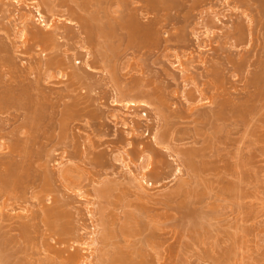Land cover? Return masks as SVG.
<instances>
[{
	"label": "rangeland",
	"instance_id": "rangeland-1",
	"mask_svg": "<svg viewBox=\"0 0 264 264\" xmlns=\"http://www.w3.org/2000/svg\"><path fill=\"white\" fill-rule=\"evenodd\" d=\"M9 1L0 45L52 98L36 121L51 140V185L38 194L26 164L23 199L1 204L0 217L59 216L53 227L32 220L28 236L0 229L1 249L20 248L24 264H61L55 250L79 264H121L118 251L144 264H264V0ZM33 26L56 40L21 53ZM14 113L1 111L0 125ZM127 215L132 235L103 244Z\"/></svg>",
	"mask_w": 264,
	"mask_h": 264
},
{
	"label": "bare ground",
	"instance_id": "bare-ground-1",
	"mask_svg": "<svg viewBox=\"0 0 264 264\" xmlns=\"http://www.w3.org/2000/svg\"><path fill=\"white\" fill-rule=\"evenodd\" d=\"M144 1H149V0H144ZM9 2H11V5L15 4V2L13 0H10ZM149 2H151V1H149ZM154 3H155V1L153 3H151L152 7H155ZM9 6L7 9H5L6 6L5 7L1 6L2 8L0 7V11L4 12L7 15H11L12 13H15L13 11V9L10 8ZM148 6H150V5L148 4ZM148 6L146 7L147 10L149 8ZM39 16H41V15H39ZM41 17L43 18V16H41ZM84 19L86 20L87 18L84 17ZM128 22H130L129 24H130V26H132L133 30H138V25L135 21L134 15L133 16L130 15ZM90 23H91V21H90ZM0 25L4 26V24H2L1 22H0ZM89 25L92 26L91 24H89ZM87 26H88V23H87V25L85 24L86 28H88ZM139 28H141V27L139 26ZM102 29H104V28H102ZM29 30H30V33L28 35L29 37H26L25 46H24V48H22V50H20L21 53H24V54L27 52L29 53V51H31L36 46H43V49H45V47L47 48V46H48V48H50L51 44L56 40L55 38L57 35L55 36L54 33H52V34L47 33L45 31L39 29V27L34 28V26H33V29H29ZM29 30H28V32H29ZM96 30H98V28ZM106 31L109 32V29ZM241 31H239L237 28H235L229 33V35H232L235 38L236 43L241 41V37L243 35V33ZM91 32H93V31H91ZM101 32H102V30H101ZM144 32L149 35L148 36L149 38L147 39V41L149 43H152V44H158L159 43L157 32L154 30V28L146 27V28H144ZM110 33H112V32L110 31ZM29 41H33V43L29 44L28 43ZM6 47H7V49H6ZM8 53H9L8 46L5 45V47H2L0 45V112L3 110H7L9 108H13L17 112V113L11 114V117L9 118V122H7L3 125H0V132L1 131L4 132L6 129L8 130L9 127L11 128V125H13V127H12L13 130H11V135H12L11 138L12 139H9V144L3 143L4 145H2V144L0 145V202H1L0 206H2L1 204H3V207L9 199H10V201H11V199H15L14 202H16V199L17 200L23 199L21 197V194L19 195L18 191H16V190L19 188L18 186H20V187L23 186V185L22 186L18 185V183L21 181L19 178L22 179V177L25 176L24 172H23V170H25V169H23V167H25L26 164H29V165L36 164L35 165V167H36L35 172H37V173L33 176L32 179L30 178V180L33 181V184L32 183H30V184L32 185L34 190L37 189L38 194H40L42 192H48L50 189V185H51V183H50V176L51 175L49 176V174L47 172L48 170L46 167L47 166L46 164H48L47 163L48 160L45 156V155H47V157L49 156L48 151H47L48 150L47 147H48V145H50L49 142L51 140H50L48 133L44 130H41L39 128V126H37L36 121L40 122V120L45 119L46 113L41 109L44 108L46 102L50 103L52 101L51 100L52 98L50 96L49 97L50 101H49L48 94L44 91V89H42L39 86L40 82L31 78V75H33L34 70L36 68L33 67V65H30L26 68H19V69L15 68L16 65L14 63V60L12 63V61L10 59L12 57L11 54H10L11 57L8 55L5 56ZM77 62H79V61H77ZM13 64H14V66H13ZM43 64H45V66L48 67L47 68L48 71L50 70V68L53 67V63L45 62ZM57 65L58 64H56V66ZM87 65H88V63H87ZM88 66H90V65H88ZM88 69H89V67H88ZM76 70L78 71V69H76ZM76 70L73 71V74L78 76L79 71L77 72ZM80 76H82V75H80ZM43 101L44 102L46 101L44 103V105L41 104V102H43ZM47 103H46V105H47ZM11 111H12V109H11ZM42 111H43V113H42ZM8 125H9V127L7 128ZM40 125H42V124H40ZM8 132L10 133V131H8ZM8 132L6 131V134ZM9 135H8V137L10 138ZM10 141H12V142H10ZM158 144H160V143H158ZM44 151H46V152H44ZM48 159H49V157H48ZM17 179L19 180V182L17 181ZM27 179H29V177ZM27 182H29V181H27ZM105 192H106V190H105ZM105 192H104V194H105ZM5 206H7V205H5ZM57 209L58 208L55 209V208L45 207V208H43L41 214L33 216V218L30 221L25 222L23 224H20L19 226H15L14 223L12 221H10L11 218L9 219L7 217H3V218L0 217L1 218L0 229L1 230L3 229V231H5L8 234V231L10 233L13 229L17 228L20 232L21 237L22 236H28L32 230H36V228L38 227V224L36 222H33L35 220L39 221V223L44 222L49 227L55 226L56 223H58V221L55 223L56 217L58 215ZM0 216H1V214H0ZM127 217L128 218L124 219V221H126V222H123L124 223L123 225L120 224L122 226H120L119 233L115 234L116 230L114 231L111 229H107L106 232H104L101 235L100 241L103 244L109 245L111 243V240L113 238H115L117 235H119V236H130V235H132V232L134 230L132 229V225L130 226L129 224L131 223V220L134 217L132 215H130V216L127 215ZM135 219H136V217H135ZM7 220H8V222H6ZM138 221H139V217H138ZM134 226L135 225H133V228H134ZM64 228H65V226H64ZM65 229L67 230V231L65 230V233L68 232V229L67 228H65ZM62 231H64V230H62ZM70 232L71 231H69V233H66V235L67 234L69 235L72 233V232L71 233ZM6 233H5V235H6ZM6 236H5V238H8ZM125 238L126 237H124V241H127ZM13 239H14V237H13ZM5 241L6 242L4 244L7 243V240H5ZM121 241H122V238H121ZM2 245H0V264H24L25 263V262L24 263L20 262L18 259L19 258L18 253H20V248H16V247L12 248L13 246L10 245L12 247L8 246L9 248L3 247L4 249L3 248L1 249ZM54 252L59 258L63 259L61 264H79V259H80L79 255L71 253L69 256H65L63 254L64 253L63 250H55ZM126 252L127 251H125V252L124 251H118L115 254L113 263L120 262L121 264H144L143 260L139 261L138 263L134 262L132 260L131 256ZM21 253H22V251H21ZM3 254L5 255V258L3 256ZM10 257H13L12 261L9 259ZM143 258L145 259V255Z\"/></svg>",
	"mask_w": 264,
	"mask_h": 264
}]
</instances>
